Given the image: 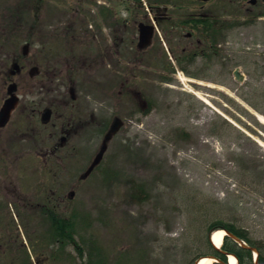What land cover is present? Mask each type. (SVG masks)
I'll return each mask as SVG.
<instances>
[{
    "label": "rangeland",
    "instance_id": "374dc122",
    "mask_svg": "<svg viewBox=\"0 0 264 264\" xmlns=\"http://www.w3.org/2000/svg\"><path fill=\"white\" fill-rule=\"evenodd\" d=\"M211 10L218 14L222 28L218 54L209 64L199 56L189 65L190 74L176 67L167 51L166 55L157 53L149 78H138L149 100L147 111L134 98L117 101L118 85L108 89L113 96L103 101L99 38H90L93 53L88 63L79 55L74 59L76 67L81 65L76 93L82 103L87 100L101 107L106 117L124 116L123 126L108 141L100 165L86 177L103 145V134L89 132L77 139L73 154L61 149L56 166L46 164L44 156L27 154L24 169L0 168V194L12 203L5 211L0 209V241L13 235L10 243L0 242V264H21L28 257L25 226L31 236L34 229L45 228L41 225L44 218L30 220L23 206L25 196H40L45 187L60 196V215L75 220L83 253L71 242L58 241L45 250L46 255L56 250L59 258L55 260L42 253L45 260L39 263L30 252L36 264H194L199 256L211 254L209 226L218 220L246 232L251 240L247 244L261 248L264 255V146L260 143L264 144V123L258 118L264 115V4L252 7L247 0H214L206 6V11ZM198 11L191 4L187 13ZM65 12L51 16L45 10L48 16L42 33L32 35L25 27L17 38H69L73 17ZM86 23L76 24L78 32ZM81 38H86L83 33ZM177 38L180 35L171 38L173 44ZM90 44L85 40V48L79 46L78 51L87 52ZM55 48L59 49L58 96L70 99L72 83L67 76L72 68L65 56L71 63L73 57L60 43ZM35 50L32 43L31 56ZM166 61L173 65L170 73L163 67ZM236 68L244 73V80L236 79ZM49 131L43 128L39 133L44 147L49 141L42 136ZM30 147L32 140H27L21 151L0 154V159L5 166L7 161L9 166L16 165V156L28 153ZM35 179L39 186L30 190ZM15 185L21 199L13 192ZM9 247L18 252L3 251ZM13 255L20 259L12 261Z\"/></svg>",
    "mask_w": 264,
    "mask_h": 264
},
{
    "label": "flooded vegetation",
    "instance_id": "af4514ba",
    "mask_svg": "<svg viewBox=\"0 0 264 264\" xmlns=\"http://www.w3.org/2000/svg\"><path fill=\"white\" fill-rule=\"evenodd\" d=\"M69 1L71 2L0 0V154L21 151L25 141L32 140L29 152H21L16 156V165L9 166L7 161L5 166V162L0 159V168L4 171L11 168L24 169L27 154L44 156L46 164L50 162L51 166H56L61 149L66 148L73 154L77 149V139L86 137L89 132L92 136H105L108 122L123 123L124 116L113 113L106 117L107 114L101 107L92 106L87 100L82 103L84 100L79 99L76 93V87H80L76 79L80 76L81 65L76 67L74 59L79 55L88 59L84 64L88 63L89 53H93L90 38H99L103 101L108 102V98L113 96V93H108V89L118 85L117 95H114L117 101L134 98L144 110L150 104L139 87L138 78H149V69L157 53L166 55L167 51L172 63L184 69H188L199 56L205 57L208 64L213 61L219 20L217 13L206 11V6L211 5L214 0H191L189 3L185 0ZM247 2L252 7L264 4V0ZM191 4L196 5L199 11L187 13ZM45 10L51 16L58 15L60 11L70 12L73 25L68 28L69 38H17V32H23L25 27L29 28L28 33L32 35L34 31L42 33L44 18L48 16L44 14ZM83 21L87 23L81 27L82 32H78L76 24ZM186 29V33H183ZM81 33L86 38H81ZM57 34L59 35V31ZM178 35V42L173 44L171 38ZM85 40L90 44L88 51H78L79 46L85 48ZM32 43L37 46L33 56ZM55 43L70 49L73 57L71 63L69 56H65L69 68H72L67 76V80L72 83L70 99L60 100L58 96L59 49L55 48ZM143 65H146V69ZM138 67H143L144 70L140 71ZM46 91L49 93L45 95ZM96 114L101 116L97 117ZM43 128L46 131L50 129L42 136L45 141H49V145L45 147L39 143V133ZM32 182L30 190L39 186L38 179ZM13 192L21 199L17 185ZM31 197L23 198V206L27 209L25 213L29 214L27 217L30 220L35 221L38 216L53 220L58 216L60 196L56 192L45 187L42 195ZM8 199V196H0L2 211L12 205L11 202H6ZM16 208L19 210L17 206ZM14 219L12 217V224ZM41 223L43 225V221ZM26 227L28 226H25V231ZM12 236L5 235L0 242L10 243ZM9 248L3 251L13 254L18 252ZM23 258L21 264H36L33 257L26 255ZM18 259L20 257L17 255L11 258L14 262Z\"/></svg>",
    "mask_w": 264,
    "mask_h": 264
},
{
    "label": "trees",
    "instance_id": "16d2710c",
    "mask_svg": "<svg viewBox=\"0 0 264 264\" xmlns=\"http://www.w3.org/2000/svg\"><path fill=\"white\" fill-rule=\"evenodd\" d=\"M254 107L255 104L250 102ZM53 226V236L61 243H72L75 244L76 248L80 251V253H83V250L79 247V241L76 238L77 230L75 225V220L73 217L65 218L61 216H56L52 221ZM216 228H226L230 232L236 234L237 236L245 239L248 242H251L249 236L246 232L238 228L235 224L231 222H223L222 220L215 221L209 226V231L216 229ZM209 246L211 248V254L218 257L220 259V262H216L215 264H223V262L227 261V256L224 251L228 252H234L238 255L240 258V264H253L252 254L250 250H247L243 247H241L233 238L230 236H226L224 245L222 249L215 248L211 242L208 240ZM200 257V256H199ZM198 257V258H199Z\"/></svg>",
    "mask_w": 264,
    "mask_h": 264
},
{
    "label": "bare ground",
    "instance_id": "6f19581e",
    "mask_svg": "<svg viewBox=\"0 0 264 264\" xmlns=\"http://www.w3.org/2000/svg\"><path fill=\"white\" fill-rule=\"evenodd\" d=\"M199 94V92H197V95ZM200 96V95H199ZM203 100H205L206 102L208 103H211L209 101L208 98H206L205 96H200ZM258 118L264 123V115H259ZM260 143L264 146V144L260 141ZM227 232L224 230V229H218V230H215L213 232V235H212V242L214 245L218 246V247H221L222 244H223V238L225 236ZM213 258H210V257H205L202 259V261L200 262L201 264H212L213 262ZM237 258L234 256V255H230L229 257V263L230 264H237Z\"/></svg>",
    "mask_w": 264,
    "mask_h": 264
},
{
    "label": "water",
    "instance_id": "95a60500",
    "mask_svg": "<svg viewBox=\"0 0 264 264\" xmlns=\"http://www.w3.org/2000/svg\"><path fill=\"white\" fill-rule=\"evenodd\" d=\"M235 75H236V77L238 78V80H243V79H244V74L240 71L239 68L235 70ZM105 149H106V145H105L104 148L102 149V152L97 156L96 160H95L94 163H93V166H94L96 163H98V161L101 159V157H102V153H103V151H105ZM93 166H92V167H93ZM232 236H233L234 238H236L238 241H240V239H239L237 236H235V235H232Z\"/></svg>",
    "mask_w": 264,
    "mask_h": 264
}]
</instances>
